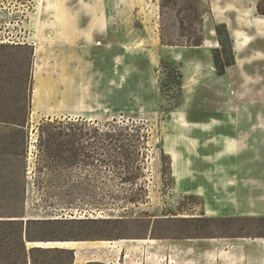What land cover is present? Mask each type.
Wrapping results in <instances>:
<instances>
[{
  "label": "rangeland",
  "instance_id": "obj_1",
  "mask_svg": "<svg viewBox=\"0 0 264 264\" xmlns=\"http://www.w3.org/2000/svg\"><path fill=\"white\" fill-rule=\"evenodd\" d=\"M210 5L0 0V264H264V57Z\"/></svg>",
  "mask_w": 264,
  "mask_h": 264
},
{
  "label": "crops",
  "instance_id": "obj_2",
  "mask_svg": "<svg viewBox=\"0 0 264 264\" xmlns=\"http://www.w3.org/2000/svg\"><path fill=\"white\" fill-rule=\"evenodd\" d=\"M261 0H211L210 5V14L214 20L218 21V25H225L229 35L232 39L233 49L236 52V62L238 63V58L241 60H252L257 61L259 59H263L264 51L261 50H252L251 53L245 55V51H247L254 43H257L258 40L264 39L263 35L258 32L261 29L258 28H248L246 26L247 23L250 22L252 26V22L256 21H264V17H262L258 13V6ZM9 15V13H8ZM242 32L247 36L253 38V41L250 40V45L243 49L242 52L237 51L238 45H243V36L239 33ZM207 41H203V44L199 48L205 46ZM212 43L213 41H209ZM4 43V42H3ZM261 58H258V57ZM238 65V64H237Z\"/></svg>",
  "mask_w": 264,
  "mask_h": 264
},
{
  "label": "bare ground",
  "instance_id": "obj_3",
  "mask_svg": "<svg viewBox=\"0 0 264 264\" xmlns=\"http://www.w3.org/2000/svg\"><path fill=\"white\" fill-rule=\"evenodd\" d=\"M252 26L258 28V29H263L264 28V21H256V22H252ZM263 31V30H262ZM36 92V91H35ZM233 149L232 148H225L224 150H222L221 152V156H231L234 155V153H232ZM28 245H30L31 247L34 246L36 248H73V249H77V248H84L85 246H89V247H93V248H98V247H105L106 245L110 244V242H102L103 245H91L88 242H66V241H56V242H28ZM117 244H119V242H117ZM118 246H124V244L122 243L119 244Z\"/></svg>",
  "mask_w": 264,
  "mask_h": 264
},
{
  "label": "trees",
  "instance_id": "obj_4",
  "mask_svg": "<svg viewBox=\"0 0 264 264\" xmlns=\"http://www.w3.org/2000/svg\"><path fill=\"white\" fill-rule=\"evenodd\" d=\"M203 43H198L195 46L200 47ZM23 115V119H27L28 117V109L23 111L22 113ZM23 221V220H22ZM0 222H3L0 220ZM46 248H32L30 251L27 250L26 244L22 243L21 245V250L18 254L12 253L10 255V259L13 262L12 264H35V260H34V255L37 253H51V252H59V253H71L70 250H65V249H57L56 251H52V250H45ZM29 256L31 258L32 261H29ZM69 264H74L73 261H70ZM87 264H97L94 262L91 263H87Z\"/></svg>",
  "mask_w": 264,
  "mask_h": 264
},
{
  "label": "water",
  "instance_id": "obj_5",
  "mask_svg": "<svg viewBox=\"0 0 264 264\" xmlns=\"http://www.w3.org/2000/svg\"><path fill=\"white\" fill-rule=\"evenodd\" d=\"M28 243V242H27Z\"/></svg>",
  "mask_w": 264,
  "mask_h": 264
}]
</instances>
